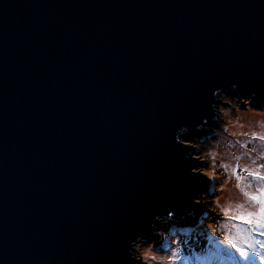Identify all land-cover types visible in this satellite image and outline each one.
<instances>
[{"label": "water", "instance_id": "water-1", "mask_svg": "<svg viewBox=\"0 0 264 264\" xmlns=\"http://www.w3.org/2000/svg\"><path fill=\"white\" fill-rule=\"evenodd\" d=\"M233 83L264 100V0H0V264H131L155 214L192 225L174 132Z\"/></svg>", "mask_w": 264, "mask_h": 264}, {"label": "clouds", "instance_id": "clouds-1", "mask_svg": "<svg viewBox=\"0 0 264 264\" xmlns=\"http://www.w3.org/2000/svg\"><path fill=\"white\" fill-rule=\"evenodd\" d=\"M237 90L236 83L212 90L210 118L206 115L196 125L203 136L190 135L187 124L174 132V142L186 150L189 173L198 177L190 200L201 207L203 219L180 226L175 209L155 214L149 234L128 240L131 264H205L207 234L216 237L220 256L231 247L240 257L252 253L264 264V100H257L255 91L243 95ZM190 231L207 243L186 246L182 233Z\"/></svg>", "mask_w": 264, "mask_h": 264}, {"label": "rangeland", "instance_id": "rangeland-1", "mask_svg": "<svg viewBox=\"0 0 264 264\" xmlns=\"http://www.w3.org/2000/svg\"><path fill=\"white\" fill-rule=\"evenodd\" d=\"M205 133L203 132H196V133H191L190 135L192 136H203ZM214 191V189H213ZM201 216H202V211H201ZM200 219L202 220L203 217H200ZM194 220L191 221L190 226H194L195 223L198 221ZM197 224V223H196ZM180 226H185V225H189V224H178ZM208 235V241H209V255L205 258V264H208V262L211 261H219L218 264H261V262L258 260V258L252 254L249 253V255L246 258H242L239 256V253L231 247H225L223 250V256H220L216 250H215V242H216V237L212 236L211 234H207ZM182 236L186 237L185 238V244L186 246H190V247H196L198 245H200V247H203L205 243H207V241H203L202 237L200 238H196L199 236L198 233H182ZM159 242V241H158ZM163 244L165 246L169 245V241L168 240H164Z\"/></svg>", "mask_w": 264, "mask_h": 264}, {"label": "trees", "instance_id": "trees-1", "mask_svg": "<svg viewBox=\"0 0 264 264\" xmlns=\"http://www.w3.org/2000/svg\"><path fill=\"white\" fill-rule=\"evenodd\" d=\"M197 222H198V221H197ZM197 222H196V223H197ZM196 223H195V225H196ZM195 225H194V226H195ZM188 233H191V234H192V233H194V232L190 231V232H188ZM183 234H185V233H183Z\"/></svg>", "mask_w": 264, "mask_h": 264}]
</instances>
